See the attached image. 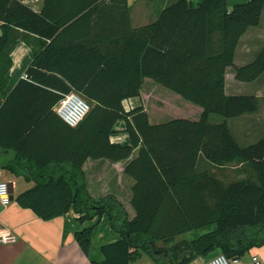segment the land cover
<instances>
[{
	"label": "trees",
	"instance_id": "1",
	"mask_svg": "<svg viewBox=\"0 0 264 264\" xmlns=\"http://www.w3.org/2000/svg\"><path fill=\"white\" fill-rule=\"evenodd\" d=\"M191 1L178 0L157 22L133 29L127 0H45L41 13L0 0V148L15 153L4 169L34 183L17 202L44 221L72 209L81 220L109 217L122 239L103 246L105 261L94 264H130L134 250L156 251L166 264L217 250L234 260L264 247V138L242 147L227 122L257 113L259 99L226 94L227 70L235 67L242 37L260 25L264 0L232 9L227 0ZM24 36L37 37L39 48L26 79L7 93L12 53ZM235 70L238 81H256L264 49ZM147 79L201 108L200 119L151 124L143 106L126 111L124 102L141 97ZM71 92L91 105L77 128L55 112ZM214 116L224 121L213 123ZM119 121L129 147L110 140ZM137 149L125 168L137 182L131 202L137 216L130 220L115 196H91L84 167L89 160H130ZM201 156L218 168L248 164L258 182L225 185L198 173ZM213 225V232L187 237ZM92 237V228L76 235L86 255ZM152 240L170 247L153 249Z\"/></svg>",
	"mask_w": 264,
	"mask_h": 264
},
{
	"label": "crops",
	"instance_id": "2",
	"mask_svg": "<svg viewBox=\"0 0 264 264\" xmlns=\"http://www.w3.org/2000/svg\"><path fill=\"white\" fill-rule=\"evenodd\" d=\"M18 1L24 3L36 13L43 11L45 2V0ZM177 1L127 0L132 28L138 29L157 22L162 11ZM249 1L252 0H227V3L229 9H232L236 5L245 4ZM191 2L197 5L200 1L192 0ZM38 48L39 40L35 36H24L18 41L12 53L13 65L8 74L9 84L7 93H10L20 80L26 79L27 69L33 61V51ZM263 49L264 11L260 25L250 28L240 40L236 51L235 67H242L252 63ZM235 67L227 70L226 94L232 96H255L259 99V104L263 100L262 108L259 107L258 112L255 114H264V73L256 81L245 83L236 79ZM162 89L164 88L147 79L141 97L124 102L126 111L129 112L143 106L149 115L151 124H162L173 119H200L202 114L201 108L186 106L180 100H177L178 98L172 96L169 92H163L165 90ZM255 114L228 120L227 122L232 134L236 137L234 132L238 129L241 131L243 142H252L250 139L253 136L252 131H254V127L259 126V124L256 125L257 120L252 118ZM211 120L213 121V119ZM110 140L113 144L126 147L131 146L130 136L126 131L124 121H119L116 124L115 132L111 135ZM137 157L138 149L134 151L130 160L119 163H112L106 160H89L84 167L91 196L94 198L107 195L115 196L124 204L130 220H134L137 216L135 208L131 204L134 198V187L137 182L134 178L125 174V168L130 161ZM14 158L15 153L12 149L0 148V182L13 184L12 203L5 207L0 202V229H9L17 238V242L14 244H0V264L103 263L105 257L101 251L102 247L122 239V235L112 229L109 217L104 215L97 216L92 220H81L84 215H80L72 209L65 216L44 221L30 209H23L18 204L17 197L19 194L32 188L34 183L26 182L23 177H17L4 169V166L11 163ZM236 163L218 168L201 156L197 172L208 173L215 178H217L215 175L221 172L223 173L222 177L224 181L234 182L235 180H239L238 178L240 177L238 175L241 173ZM231 176L234 177L230 179ZM218 180L225 184L223 180ZM166 209L169 210V206ZM107 221H109L110 225L107 224ZM90 228L93 229L92 244L89 253L86 255L76 240V235ZM214 230L215 226L213 225L195 233L203 235ZM148 244L153 249L158 248V250H165L170 247H167L163 241L152 240ZM220 252V250H217L207 256H199L197 259L200 263L196 262V264H206L208 260L220 254ZM134 253L135 257L130 264H155L153 263L154 261L166 264L158 259L160 253L156 251L153 254H149L134 250ZM248 255L264 259V247L254 249Z\"/></svg>",
	"mask_w": 264,
	"mask_h": 264
},
{
	"label": "built area",
	"instance_id": "3",
	"mask_svg": "<svg viewBox=\"0 0 264 264\" xmlns=\"http://www.w3.org/2000/svg\"><path fill=\"white\" fill-rule=\"evenodd\" d=\"M1 27V22H0ZM91 111V105L80 94L71 92L63 95L62 99L55 107V112L59 118L69 127L77 128ZM0 202L3 206L12 203V193L9 182H0ZM17 242L16 236L9 229H0V244L8 245ZM258 257H253L251 264H262ZM206 264H248L242 259H229L222 253L216 255L206 262Z\"/></svg>",
	"mask_w": 264,
	"mask_h": 264
},
{
	"label": "rangeland",
	"instance_id": "4",
	"mask_svg": "<svg viewBox=\"0 0 264 264\" xmlns=\"http://www.w3.org/2000/svg\"><path fill=\"white\" fill-rule=\"evenodd\" d=\"M244 44V43H243ZM155 84V83H154ZM162 90H165V91H163V92H169L170 94H172V96H175L176 98H178L177 100H180V102H182L183 104H185L186 106H191L192 108L193 107H195L196 108V106H194V105H192V104H190V103H188V102H186V101H184V100H182L180 97H178L177 95H175L174 93H172V92H170V91H168V90H166V89H162ZM252 90H253V88H252ZM250 95H254V94H250ZM262 106H263V100L262 101H260V105H259V107H261L262 108ZM252 118H254V119H256L257 121V124L256 125H258L259 124V126H256V127H254V131H252L253 133V136L250 138L251 140H252V142H243V140H242V136H241V131L240 130H236L235 132H234V134L236 135V137H237V139H238V141H239V143H240V145L242 146V147H248V146H250V145H253V144H256L257 142H259L261 139H263L264 138V114H255V115H253V117ZM213 123H219V122H223L224 121V119L223 118H221V117H219V116H214L213 118ZM217 120H219V121H217ZM247 129H248V127H247ZM250 140V141H251ZM236 165H237V167H239L240 168V174L238 175L240 178H238L239 180H237V181H240V180H251V181H254V182H258V177H257V174L255 173V171L248 165V164H245V163H243V162H241V161H238L237 163H236ZM200 169V168H199ZM201 171V170H200ZM222 174L223 173H217L215 176L218 178V179H221V180H223L224 178L222 177ZM234 176H231L230 177V179H232ZM224 181V180H223ZM236 180L234 181V182H237ZM225 182V184L226 185H229V184H231V183H233V182H228V181H224ZM107 224L108 225H110V223H109V221H107ZM199 234L200 233H195V234H189L188 235V237L189 238H191V237H195V236H199ZM221 253V252H220ZM252 259H253V256L252 255H247L246 256V258L245 259H243V262L244 263H248V264H251L252 263ZM259 260L261 261V262H263L262 264H264V259H262V257H259ZM196 262H199L200 263V261L196 258V259H193L190 263H188V264H196ZM153 263H155V264H162V263H160V262H157V261H154ZM199 263H197V264H199Z\"/></svg>",
	"mask_w": 264,
	"mask_h": 264
},
{
	"label": "water",
	"instance_id": "5",
	"mask_svg": "<svg viewBox=\"0 0 264 264\" xmlns=\"http://www.w3.org/2000/svg\"><path fill=\"white\" fill-rule=\"evenodd\" d=\"M17 42H18V41H17ZM9 185H10L11 193H13V189H12V188H13V184L10 183Z\"/></svg>",
	"mask_w": 264,
	"mask_h": 264
}]
</instances>
